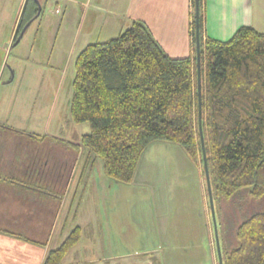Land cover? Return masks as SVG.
I'll use <instances>...</instances> for the list:
<instances>
[{
    "label": "trees",
    "instance_id": "trees-1",
    "mask_svg": "<svg viewBox=\"0 0 264 264\" xmlns=\"http://www.w3.org/2000/svg\"><path fill=\"white\" fill-rule=\"evenodd\" d=\"M191 6V53L185 57L168 56L138 20L80 51L70 118L88 122L90 130L76 143H57L82 148L86 160L100 159L103 174L121 183L131 182L155 141L180 146L193 163L202 161L195 0ZM198 10L201 127L214 210L233 202L242 212L248 197L264 196V32L242 26L229 40H215L203 33V0ZM36 12L35 0H26L14 40ZM233 233L235 244L221 250L223 264H264V207L243 214ZM79 238L75 227L47 251L43 264H60Z\"/></svg>",
    "mask_w": 264,
    "mask_h": 264
},
{
    "label": "crops",
    "instance_id": "crops-1",
    "mask_svg": "<svg viewBox=\"0 0 264 264\" xmlns=\"http://www.w3.org/2000/svg\"><path fill=\"white\" fill-rule=\"evenodd\" d=\"M25 1L14 17L11 42ZM66 1L80 6L81 29L107 26L119 34L138 20L168 56L191 53V0ZM65 12L72 16L76 9ZM203 15V33L215 40H229L242 26L264 32V0H203ZM57 141L51 134L0 124V264H43L47 251L75 227L80 238L63 263L161 264L163 258L154 254L167 240L179 250L186 245L184 252L167 255L164 261L177 264L192 258L194 243L202 235L199 201L185 199L181 184H134L142 174L143 154L130 183L98 184L95 177L92 183L81 184L86 151ZM125 191H136L137 196H123ZM154 237L160 247H151Z\"/></svg>",
    "mask_w": 264,
    "mask_h": 264
},
{
    "label": "rangeland",
    "instance_id": "rangeland-1",
    "mask_svg": "<svg viewBox=\"0 0 264 264\" xmlns=\"http://www.w3.org/2000/svg\"><path fill=\"white\" fill-rule=\"evenodd\" d=\"M37 1L41 5L39 16L28 25L15 43L16 40L11 42L15 31L11 27L21 0H0V124L23 128L38 135L51 134L58 141H73L90 130L88 122L75 123L70 118L76 57L87 44L107 41L116 37L118 31L107 26L90 31L81 29L78 3L73 4L66 0ZM72 7L76 12L71 16V13L65 11H70ZM8 39L10 41L6 51L5 44ZM1 68L4 69L2 73ZM13 75L14 79L11 81ZM85 157L86 154L83 153L81 184H90L95 177L98 184H127L105 176L100 159L91 161ZM140 168L142 174L134 184H181L180 190L184 191L185 199L190 197L199 201L202 235L199 243H194L196 249L191 253L192 258L177 264H218L201 158L193 163L180 146L155 141L143 152ZM123 193V196H137L136 191ZM262 207L264 196L259 199L248 197L242 212L238 211L233 202L223 203L220 211L215 206L221 250L235 244L233 232L242 215ZM76 221H68V224L71 222L73 227ZM82 240L88 242L85 237ZM156 240L155 237L152 238V248L161 246ZM165 244L154 254L163 258L161 264H170L164 261V257L184 252L183 247L186 245H181L179 250L176 244L171 245L168 240ZM63 259L60 264H74L69 261L63 263Z\"/></svg>",
    "mask_w": 264,
    "mask_h": 264
},
{
    "label": "water",
    "instance_id": "water-1",
    "mask_svg": "<svg viewBox=\"0 0 264 264\" xmlns=\"http://www.w3.org/2000/svg\"><path fill=\"white\" fill-rule=\"evenodd\" d=\"M37 5V12L36 14L23 26L20 33L18 34L15 43L18 42V40L23 35V32L28 27V25L39 16L41 12V5L39 1L35 0ZM198 0H195V22H196V41H195V49H196V66H197V122H198V131H199V137H200V145H201V152H202V167L204 171V178L206 183V189H207V195H208V202H209V208L210 213L213 221V230H214V238H215V246H216V254L218 259V264H223L222 262V255H221V248L217 233V225L215 221V210H214V204L212 199V193H211V186H210V178H209V171H208V165H207V159L204 149V139L202 134V127H201V88H200V44H199V34H198Z\"/></svg>",
    "mask_w": 264,
    "mask_h": 264
}]
</instances>
